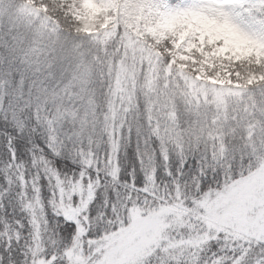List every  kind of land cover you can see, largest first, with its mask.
Instances as JSON below:
<instances>
[{
    "label": "snow or ice",
    "instance_id": "obj_1",
    "mask_svg": "<svg viewBox=\"0 0 264 264\" xmlns=\"http://www.w3.org/2000/svg\"><path fill=\"white\" fill-rule=\"evenodd\" d=\"M15 10L20 28L0 35L14 131L0 130V264L17 248L19 264H264V0Z\"/></svg>",
    "mask_w": 264,
    "mask_h": 264
},
{
    "label": "trees",
    "instance_id": "obj_2",
    "mask_svg": "<svg viewBox=\"0 0 264 264\" xmlns=\"http://www.w3.org/2000/svg\"><path fill=\"white\" fill-rule=\"evenodd\" d=\"M19 3V0H0V35H2L5 39H10L9 36V31L10 30H15L20 28V21L17 17V13H16V5ZM11 6V7H10ZM5 127H8L7 125L3 126V122L0 121V130H7L10 132L14 131L12 129H6ZM37 143H40L39 139L37 138ZM5 145V141L4 138L2 136H0V154L6 152V148L4 147ZM25 147H27V145H25ZM18 157L20 159H24V160H28V156L26 152H20V150L18 149ZM129 161L130 163L134 162V158L132 157V153H131V149H129ZM68 161H60L57 163V167H61V166H67L68 165ZM122 163H123V158H122ZM15 176V174H14ZM0 183H3V177L0 176ZM42 184V188H41V193L43 196H47V188L45 186V182L42 180L41 181ZM16 196V191L14 190L12 192V198L15 199ZM4 212L3 214L8 216V218L11 220L12 218L15 219H20L21 217L24 216L23 212H20L18 207H10L9 206V201L5 200L4 201ZM25 224V228H24V235L25 238H28V228H27V221L23 220L22 221ZM15 238V237H13ZM24 241H21V244H23ZM34 244L39 245L40 250H42L44 247L48 246L51 243L50 240V236L47 233H43V239H35L33 241ZM20 249L17 248L14 252H13V259L16 260L17 264L19 262V260H22L23 257L22 255H19ZM0 255H4L3 253V249L0 248Z\"/></svg>",
    "mask_w": 264,
    "mask_h": 264
},
{
    "label": "clouds",
    "instance_id": "obj_3",
    "mask_svg": "<svg viewBox=\"0 0 264 264\" xmlns=\"http://www.w3.org/2000/svg\"><path fill=\"white\" fill-rule=\"evenodd\" d=\"M32 208H33V205H30V204H24V205H23V210H24L28 215H31ZM22 218L27 219V216L22 217ZM12 235H13V237L15 236V229H14V228L12 229ZM36 239H38V238H36ZM24 242H25V243L28 242V241H27V238H24ZM21 246H23V245H21ZM6 264H7V261H6ZM18 264H19V262H18Z\"/></svg>",
    "mask_w": 264,
    "mask_h": 264
},
{
    "label": "rangeland",
    "instance_id": "obj_4",
    "mask_svg": "<svg viewBox=\"0 0 264 264\" xmlns=\"http://www.w3.org/2000/svg\"><path fill=\"white\" fill-rule=\"evenodd\" d=\"M1 5V4H0Z\"/></svg>",
    "mask_w": 264,
    "mask_h": 264
}]
</instances>
